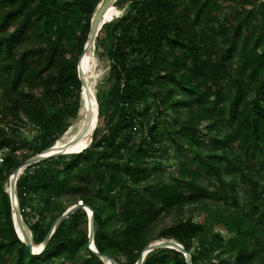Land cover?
<instances>
[{
    "label": "trees",
    "instance_id": "trees-1",
    "mask_svg": "<svg viewBox=\"0 0 264 264\" xmlns=\"http://www.w3.org/2000/svg\"><path fill=\"white\" fill-rule=\"evenodd\" d=\"M100 1L0 0V264H105L88 248L82 209L32 255L15 233L4 189L75 117L76 67ZM233 2L225 13L214 0H116L124 14L95 38L109 71L96 94L89 147L30 165L17 180L33 245L80 202L92 211L96 251L115 264H136L156 239L181 245L190 264H264V9L254 0ZM168 110L187 118L170 122ZM202 121L212 135H203ZM26 126L37 127L29 139ZM170 145L192 158L186 168L169 165L165 176ZM19 146L30 152L22 160ZM142 264L186 259L157 248Z\"/></svg>",
    "mask_w": 264,
    "mask_h": 264
},
{
    "label": "water",
    "instance_id": "water-1",
    "mask_svg": "<svg viewBox=\"0 0 264 264\" xmlns=\"http://www.w3.org/2000/svg\"><path fill=\"white\" fill-rule=\"evenodd\" d=\"M112 1L114 2V0H101L100 3L98 4V6L96 7V10L93 14V17L91 19V26H90V31H89V35L87 38V42L84 46L83 52L79 57L78 63H77V75H78V79L81 83V92H80V98L83 92V88L85 86V83L83 81V78L80 74V60L82 55L87 51V49L90 48L91 45H93L95 43V38L98 34V32L101 30L102 26L105 23H108L109 21L112 20V17H105V14L107 12V10L109 9L110 4H112ZM91 111H86V120L84 122V125L81 129V131L79 132V134L77 135V137H74L73 139H71V141H69L68 146L72 145V144H76L80 139H82L83 137H85L88 133V131L91 128ZM94 130V128L92 129V131ZM91 142V141H90ZM90 144L85 145L84 147H82L78 153H81L82 151H84L85 149H87L89 147ZM52 148V147H50ZM48 148V149H50ZM46 149V150H48ZM45 151V150H44ZM61 153H57V154H53L50 156H43L41 153L40 154H36L30 158H28L27 160H25L19 167H17L13 173L10 175L8 181H9V190L10 193L9 194V198H10V203H11V207H12V222L15 228V224L18 223V227L22 232L23 238H20V236L18 235V232L15 228V233L17 234V237L19 238V240L28 248V250L30 251V253L32 255H38L42 252V250L44 249V247L47 245L50 237L52 236V234L54 233L56 226L65 218H67L70 214H72L74 211L78 210V209H82L83 211H85V213L87 214V220H88V246L93 244V248L92 246H90L91 248V252L96 254L98 257H100L101 260H103L105 262V264H115V262L110 259L109 257L100 255L97 251L96 248L94 246L93 243V237H94V224H93V217H92V211L91 209L83 204L78 202L76 205L70 206L69 208H67L60 216L59 218L53 223V225L50 227L49 231L47 232L43 242L40 244L39 248L37 250H34V245L32 244L31 239L28 237V235H26L25 231H24V227H23V223H22V218L20 215V210H19V205H18V200H17V195H16V182L18 180V177L22 174V172L30 165L39 163L45 159L51 158V157H55L60 155ZM77 154V153H75ZM67 155V154H64ZM31 235V234H30ZM157 248H170V249H174L180 253H182L186 259V264H190V255L183 249V247L181 245H179L178 243H172V242H167L164 244H154V245H150L147 246L144 250L141 251L139 257H138V261L136 262V264H142L145 256L153 251L154 249Z\"/></svg>",
    "mask_w": 264,
    "mask_h": 264
},
{
    "label": "rangeland",
    "instance_id": "rangeland-1",
    "mask_svg": "<svg viewBox=\"0 0 264 264\" xmlns=\"http://www.w3.org/2000/svg\"><path fill=\"white\" fill-rule=\"evenodd\" d=\"M114 4V7L117 8L120 12L118 18L122 17V15L124 14L125 12V9L126 7H119V6H116L115 2H113ZM232 10L231 8L229 9H226L225 10V13H228V11ZM232 12V11H231ZM232 16V15H231ZM117 19V18H115ZM231 21V19H229V22ZM16 28L15 25L12 26L10 32L12 30H14ZM94 51L93 52V55H94V68H93V73H91L90 75L91 76H96V78L94 79L95 83H94V93H95V98H96V94L101 91V88L104 87V82L106 81L107 79V75H108V71H109V63H108V59L107 57L105 56V48L103 47V44L102 43H99V45L97 46L96 43L94 44ZM0 79H1V75H0ZM1 81V80H0ZM1 90H2V84L0 83V93H1ZM35 93V96H37L39 94V91L38 90H35L34 91ZM1 97V96H0ZM1 107V106H0ZM79 107H80V103H79V106H78V110H79ZM78 110H77V113L75 115V117H72L70 119L67 120L66 124H67V128L74 124L78 118ZM170 122H173V118L175 117H178L179 116V119L181 121H184L186 120L187 118V115H186V112L185 111H181L180 114L179 112L177 111H174V110H168L167 113H165L164 115ZM205 123L202 121L199 123V126L201 129H203V135L204 136H210L212 135V130L210 128L208 129H205ZM160 132L164 133L163 131V128L160 126ZM26 138L29 139L32 135L30 133H26L25 134ZM63 136V135H62ZM166 140V136L164 137V139L162 140V143H164ZM18 151L15 153V155L18 157L19 160H22L23 159V155L24 154H28L30 153L27 148H23L21 146L18 147ZM62 156H65V155H58V156H55V157H62ZM192 156L187 152V151H182V152H179L175 149V147L173 145H170L169 146V150H168V157L167 158H164L162 161V165H163V169H162V172L165 176L168 175V172L170 171V166L169 165H172L173 163H175L176 161L177 162H183L184 163V167H188L187 163L189 162V159H191ZM158 162V161H157ZM23 173V172H22ZM8 187V188H6ZM212 188V187H211ZM4 189L10 193V190H9V181H7L6 184H4ZM188 212H187V208L184 209V212H183V216L184 215H187ZM196 217L197 220L199 221H202V218L203 216H201L199 213L195 212L194 214ZM200 215V216H199ZM175 218L174 215H171V216H168L166 217L165 219H163V221H161L158 225V227L152 231L150 233V235H155L157 233V231L159 230V228H161L162 226H167L169 224H171V222L173 221V219ZM23 223V221H22ZM23 227H24V231L26 233V231L28 230L27 227L23 224ZM214 227H218V225H214ZM28 233L29 235L31 234L28 230ZM27 235V233H26ZM29 238L31 239V235L29 236ZM167 242H172V243H176L172 240H164V239H156L154 242H152L150 245H154V244H164V243H167ZM149 245V246H150Z\"/></svg>",
    "mask_w": 264,
    "mask_h": 264
},
{
    "label": "bare ground",
    "instance_id": "bare-ground-1",
    "mask_svg": "<svg viewBox=\"0 0 264 264\" xmlns=\"http://www.w3.org/2000/svg\"><path fill=\"white\" fill-rule=\"evenodd\" d=\"M120 12L117 8L114 7L113 1L112 4H110L109 9L107 10L105 17H112L113 21L115 18H118ZM109 21V22H111ZM108 22V23H109ZM106 24V23H105ZM102 29V28H101ZM101 31V30H100ZM98 32V34L100 33ZM97 34V36H98ZM96 36V37H97ZM95 44V43H94ZM91 45L89 49L82 55L80 60V74L83 78V81L85 83V86L83 88V92L80 98V107L78 110V118L76 122L72 125H70L66 131L64 132L63 136H61L48 150L42 151L41 154L43 156H50L53 154L61 153L60 155L64 154H75L78 153V151L84 147L85 145L90 144L92 141V137L94 135L95 130L98 126V103L95 98V93L93 89V85L95 83L94 79L96 76H91L90 74L93 73L94 68V46ZM86 111H91V128L88 131L87 135L80 139L76 144H72L68 146L69 141L73 139L74 137H77L79 132L81 131L84 122L86 120ZM94 130L92 131V129ZM40 154V153H39ZM8 188V187H6ZM15 228L18 232V235L20 238H23L22 232L18 227V223L15 224ZM28 237L30 236L28 233V230L26 231ZM40 245H34V250H37ZM93 248V244L91 245Z\"/></svg>",
    "mask_w": 264,
    "mask_h": 264
},
{
    "label": "built area",
    "instance_id": "built-area-1",
    "mask_svg": "<svg viewBox=\"0 0 264 264\" xmlns=\"http://www.w3.org/2000/svg\"><path fill=\"white\" fill-rule=\"evenodd\" d=\"M214 1L216 2L217 5H219L220 7L223 8L224 12H225L226 9L235 7V4H234L233 0H214ZM254 1H255L256 6H261L264 9V0H254ZM114 2H116V0H114ZM23 130L25 131V134L28 132L32 136H34L37 133V127L26 126L25 128H23ZM1 162H2V157H1V154H0V163Z\"/></svg>",
    "mask_w": 264,
    "mask_h": 264
},
{
    "label": "clouds",
    "instance_id": "clouds-1",
    "mask_svg": "<svg viewBox=\"0 0 264 264\" xmlns=\"http://www.w3.org/2000/svg\"><path fill=\"white\" fill-rule=\"evenodd\" d=\"M87 215V214H86ZM19 239V238H18ZM91 246V245H90ZM90 246H88L89 250H91Z\"/></svg>",
    "mask_w": 264,
    "mask_h": 264
}]
</instances>
